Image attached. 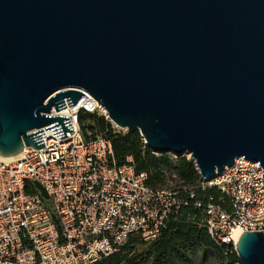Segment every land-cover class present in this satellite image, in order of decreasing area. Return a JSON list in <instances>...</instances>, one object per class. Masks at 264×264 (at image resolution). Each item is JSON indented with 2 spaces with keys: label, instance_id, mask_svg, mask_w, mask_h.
I'll return each mask as SVG.
<instances>
[{
  "label": "water",
  "instance_id": "water-1",
  "mask_svg": "<svg viewBox=\"0 0 264 264\" xmlns=\"http://www.w3.org/2000/svg\"><path fill=\"white\" fill-rule=\"evenodd\" d=\"M83 91L204 180L241 156L264 171V0H0V155L45 146L33 130L55 121L45 129L73 133L48 113ZM236 252L264 264V232Z\"/></svg>",
  "mask_w": 264,
  "mask_h": 264
},
{
  "label": "built area",
  "instance_id": "built-area-1",
  "mask_svg": "<svg viewBox=\"0 0 264 264\" xmlns=\"http://www.w3.org/2000/svg\"><path fill=\"white\" fill-rule=\"evenodd\" d=\"M83 92L76 104L65 99L66 108L48 113L68 117L73 133L59 138L45 129L55 121L33 130L43 129L45 146L25 145L15 159H0V264H93L121 251L133 236L158 240L196 197L186 187L149 186L132 155L119 165L109 138L86 139L81 114L107 113ZM263 172L260 163L241 156L220 175L201 177L202 189L222 194L220 203L195 200L201 224L227 252L236 251L241 233L264 232Z\"/></svg>",
  "mask_w": 264,
  "mask_h": 264
},
{
  "label": "trees",
  "instance_id": "trees-1",
  "mask_svg": "<svg viewBox=\"0 0 264 264\" xmlns=\"http://www.w3.org/2000/svg\"><path fill=\"white\" fill-rule=\"evenodd\" d=\"M81 126L86 139L104 136L112 141L117 163L127 162L129 155L133 156L138 172L148 174L147 184L152 187H165L168 179H176L180 183L177 187H186L195 191V198L190 199L187 206L182 207L167 223L161 236L154 242H145L150 250L136 263V259L129 257L133 241L144 242L140 237L133 236L130 242L119 252L103 258L93 264H155L170 256H177L183 260L190 251L196 248H212L216 250L222 261L219 264H242L237 252L233 249L226 258L225 249L214 243L207 229L201 224V209L195 206L196 199L215 203L222 202V194L215 187L202 189V179L199 170L187 155L174 156L171 153H156L148 148L143 136L137 129L116 131L113 124L103 114L85 112L81 114ZM92 121V125L83 127L85 121ZM88 131L93 134L89 135ZM226 206V205H225Z\"/></svg>",
  "mask_w": 264,
  "mask_h": 264
},
{
  "label": "rangeland",
  "instance_id": "rangeland-1",
  "mask_svg": "<svg viewBox=\"0 0 264 264\" xmlns=\"http://www.w3.org/2000/svg\"><path fill=\"white\" fill-rule=\"evenodd\" d=\"M105 115V114H103ZM92 121L87 120L83 124V127H88V125H92ZM113 124V123H112ZM113 127L116 131H127L126 129H121L117 127L115 124H113ZM89 135H92L93 133L91 131H88ZM99 135H105V134H99ZM188 156V155H187ZM166 185L168 187L176 188L180 185L178 180L176 179H168L166 181ZM130 246L132 247V251L129 254V257H133L136 259V263L141 259V257L147 253L150 249V245L145 242L141 241H133L131 242ZM231 252L224 251L223 254L225 258L230 255ZM222 261V258L220 257L219 253L212 249V248H196L189 252L188 257L181 260L177 256H170L164 260H160L156 262L155 264H219Z\"/></svg>",
  "mask_w": 264,
  "mask_h": 264
},
{
  "label": "bare ground",
  "instance_id": "bare-ground-1",
  "mask_svg": "<svg viewBox=\"0 0 264 264\" xmlns=\"http://www.w3.org/2000/svg\"><path fill=\"white\" fill-rule=\"evenodd\" d=\"M17 157V155L16 156H9V157H7V156H1L0 155V159H5V160H8V159H15ZM238 234V233H237ZM236 234V235H237Z\"/></svg>",
  "mask_w": 264,
  "mask_h": 264
}]
</instances>
